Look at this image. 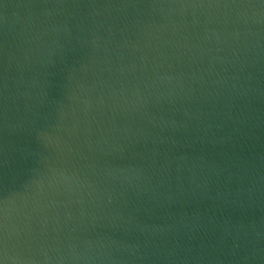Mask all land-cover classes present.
<instances>
[{
  "label": "water",
  "instance_id": "obj_1",
  "mask_svg": "<svg viewBox=\"0 0 264 264\" xmlns=\"http://www.w3.org/2000/svg\"><path fill=\"white\" fill-rule=\"evenodd\" d=\"M0 264H264V0H0Z\"/></svg>",
  "mask_w": 264,
  "mask_h": 264
}]
</instances>
